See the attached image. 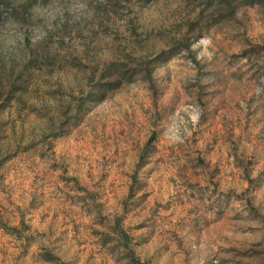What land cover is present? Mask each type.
Segmentation results:
<instances>
[{
	"label": "rangeland",
	"instance_id": "obj_1",
	"mask_svg": "<svg viewBox=\"0 0 264 264\" xmlns=\"http://www.w3.org/2000/svg\"><path fill=\"white\" fill-rule=\"evenodd\" d=\"M5 2L0 264H264V5Z\"/></svg>",
	"mask_w": 264,
	"mask_h": 264
},
{
	"label": "clouds",
	"instance_id": "obj_2",
	"mask_svg": "<svg viewBox=\"0 0 264 264\" xmlns=\"http://www.w3.org/2000/svg\"><path fill=\"white\" fill-rule=\"evenodd\" d=\"M74 11L80 21L90 20L95 15V9L91 6L90 0H75ZM6 42H11V37H8Z\"/></svg>",
	"mask_w": 264,
	"mask_h": 264
},
{
	"label": "trees",
	"instance_id": "obj_3",
	"mask_svg": "<svg viewBox=\"0 0 264 264\" xmlns=\"http://www.w3.org/2000/svg\"><path fill=\"white\" fill-rule=\"evenodd\" d=\"M210 1H211V4L219 5V4H222L223 2H225L226 0H209V2ZM232 1H236L240 5H243V6L264 5V0H232ZM6 6H7V3L5 2V0H0V9L3 7H6ZM172 52L173 51H169L167 54H170L169 56H171ZM118 66L119 65H117V64H111L109 70H111L112 68H117ZM119 80H121V79H119ZM118 84H120V82Z\"/></svg>",
	"mask_w": 264,
	"mask_h": 264
}]
</instances>
